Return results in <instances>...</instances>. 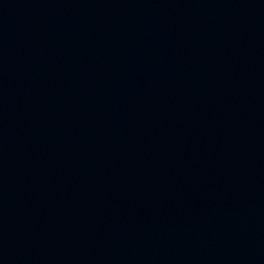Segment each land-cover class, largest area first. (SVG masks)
Returning <instances> with one entry per match:
<instances>
[{
  "label": "water",
  "instance_id": "obj_1",
  "mask_svg": "<svg viewBox=\"0 0 264 264\" xmlns=\"http://www.w3.org/2000/svg\"><path fill=\"white\" fill-rule=\"evenodd\" d=\"M0 264H264V0H0Z\"/></svg>",
  "mask_w": 264,
  "mask_h": 264
}]
</instances>
